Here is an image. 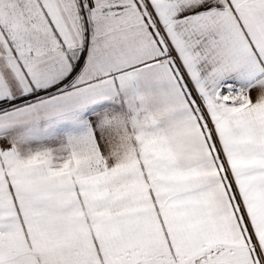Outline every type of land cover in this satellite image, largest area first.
<instances>
[{"label":"snow or ice","instance_id":"obj_1","mask_svg":"<svg viewBox=\"0 0 264 264\" xmlns=\"http://www.w3.org/2000/svg\"><path fill=\"white\" fill-rule=\"evenodd\" d=\"M0 264H264V0H0Z\"/></svg>","mask_w":264,"mask_h":264}]
</instances>
